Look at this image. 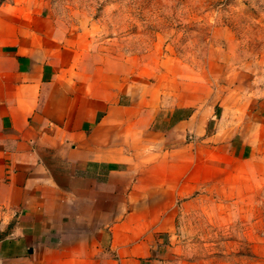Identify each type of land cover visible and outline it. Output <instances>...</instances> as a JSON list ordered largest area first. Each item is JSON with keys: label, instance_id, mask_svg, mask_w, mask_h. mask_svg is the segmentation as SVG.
<instances>
[{"label": "crops", "instance_id": "obj_1", "mask_svg": "<svg viewBox=\"0 0 264 264\" xmlns=\"http://www.w3.org/2000/svg\"><path fill=\"white\" fill-rule=\"evenodd\" d=\"M57 32L0 4V264H191L174 204L223 111L136 103Z\"/></svg>", "mask_w": 264, "mask_h": 264}, {"label": "rangeland", "instance_id": "obj_2", "mask_svg": "<svg viewBox=\"0 0 264 264\" xmlns=\"http://www.w3.org/2000/svg\"><path fill=\"white\" fill-rule=\"evenodd\" d=\"M20 1L136 103L223 111L173 233L191 264H264V0Z\"/></svg>", "mask_w": 264, "mask_h": 264}, {"label": "built area", "instance_id": "obj_3", "mask_svg": "<svg viewBox=\"0 0 264 264\" xmlns=\"http://www.w3.org/2000/svg\"><path fill=\"white\" fill-rule=\"evenodd\" d=\"M4 1H6V0H0V4H1L2 2H4Z\"/></svg>", "mask_w": 264, "mask_h": 264}]
</instances>
